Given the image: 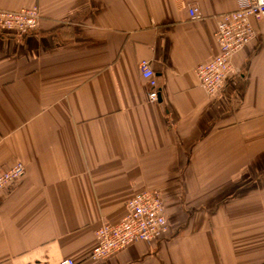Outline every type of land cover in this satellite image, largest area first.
Returning <instances> with one entry per match:
<instances>
[{"label": "crops", "instance_id": "obj_1", "mask_svg": "<svg viewBox=\"0 0 264 264\" xmlns=\"http://www.w3.org/2000/svg\"><path fill=\"white\" fill-rule=\"evenodd\" d=\"M239 3L0 0L41 19L25 37L0 32V175L26 168L0 191V264H264V20L218 98L195 76ZM153 189L169 236L92 260L101 224Z\"/></svg>", "mask_w": 264, "mask_h": 264}, {"label": "built area", "instance_id": "obj_2", "mask_svg": "<svg viewBox=\"0 0 264 264\" xmlns=\"http://www.w3.org/2000/svg\"><path fill=\"white\" fill-rule=\"evenodd\" d=\"M39 7L24 8L20 11L0 10V32L25 37L31 35L40 23ZM191 21H201L203 13L196 7L188 8ZM264 20V0H240L238 9L217 17L214 39L219 56L197 65L195 76L200 88L211 100L218 98L226 88L230 76L237 77L238 71L232 58L255 38L252 19ZM141 78L148 83L149 100L160 101L159 83L150 61L138 65ZM26 173L24 165L17 161L9 170L0 175V191L11 187ZM158 190L140 192L126 203L125 216L119 223L105 222L95 231L96 245L90 258L94 261L106 260L116 253L126 250L138 242L153 243L169 236L166 205ZM60 264H77L71 259L61 260Z\"/></svg>", "mask_w": 264, "mask_h": 264}, {"label": "rangeland", "instance_id": "obj_3", "mask_svg": "<svg viewBox=\"0 0 264 264\" xmlns=\"http://www.w3.org/2000/svg\"><path fill=\"white\" fill-rule=\"evenodd\" d=\"M35 7H37V6H35ZM39 7V6H38ZM40 9V8H39Z\"/></svg>", "mask_w": 264, "mask_h": 264}]
</instances>
